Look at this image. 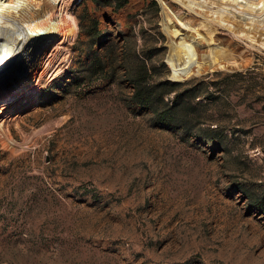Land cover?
Listing matches in <instances>:
<instances>
[{
    "label": "rangeland",
    "instance_id": "1",
    "mask_svg": "<svg viewBox=\"0 0 264 264\" xmlns=\"http://www.w3.org/2000/svg\"><path fill=\"white\" fill-rule=\"evenodd\" d=\"M115 1L59 0L4 83L0 264H264L263 46L217 23L249 60L176 78L159 0ZM137 67L182 82L185 127L132 100Z\"/></svg>",
    "mask_w": 264,
    "mask_h": 264
},
{
    "label": "bare ground",
    "instance_id": "2",
    "mask_svg": "<svg viewBox=\"0 0 264 264\" xmlns=\"http://www.w3.org/2000/svg\"><path fill=\"white\" fill-rule=\"evenodd\" d=\"M58 1L0 0V100L12 96L3 90L7 77L24 74L25 78L38 45L57 33L55 3ZM176 1L195 11L199 18L186 17L173 10L168 0H159L161 24L170 42L167 58L173 77L183 78L189 73L240 65L249 60L241 51L234 52L228 42L217 41L212 35L217 23L247 40L252 47L264 48V0ZM68 15L71 16L69 12Z\"/></svg>",
    "mask_w": 264,
    "mask_h": 264
},
{
    "label": "trees",
    "instance_id": "3",
    "mask_svg": "<svg viewBox=\"0 0 264 264\" xmlns=\"http://www.w3.org/2000/svg\"><path fill=\"white\" fill-rule=\"evenodd\" d=\"M126 0H116L115 5L119 6ZM154 1V0H153ZM142 67L146 71L149 65L146 60L141 58ZM140 67L131 74L133 89L131 92L132 100L138 105L151 108L154 113L155 121L162 122L171 126L183 128L186 125L187 102L183 101L182 96L178 92H174L175 98L170 102L164 100L166 91L172 89L175 84L182 83L180 80L166 78L144 79L140 75ZM189 94L197 96L195 91H189Z\"/></svg>",
    "mask_w": 264,
    "mask_h": 264
},
{
    "label": "water",
    "instance_id": "4",
    "mask_svg": "<svg viewBox=\"0 0 264 264\" xmlns=\"http://www.w3.org/2000/svg\"><path fill=\"white\" fill-rule=\"evenodd\" d=\"M241 66H242V64H240V65L236 64V65H230V66H228V68L234 69L236 67H241ZM173 79H176V78H173Z\"/></svg>",
    "mask_w": 264,
    "mask_h": 264
}]
</instances>
